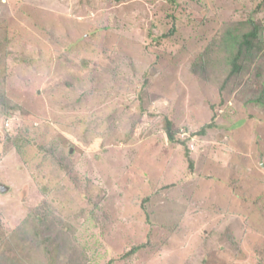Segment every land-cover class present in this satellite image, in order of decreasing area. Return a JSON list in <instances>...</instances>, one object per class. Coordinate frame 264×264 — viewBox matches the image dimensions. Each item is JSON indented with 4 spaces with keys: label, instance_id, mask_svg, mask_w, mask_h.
I'll return each mask as SVG.
<instances>
[{
    "label": "rangeland",
    "instance_id": "rangeland-1",
    "mask_svg": "<svg viewBox=\"0 0 264 264\" xmlns=\"http://www.w3.org/2000/svg\"><path fill=\"white\" fill-rule=\"evenodd\" d=\"M263 79L264 0H0V247L59 219L83 264H264Z\"/></svg>",
    "mask_w": 264,
    "mask_h": 264
},
{
    "label": "trees",
    "instance_id": "trees-1",
    "mask_svg": "<svg viewBox=\"0 0 264 264\" xmlns=\"http://www.w3.org/2000/svg\"><path fill=\"white\" fill-rule=\"evenodd\" d=\"M250 23L253 25L249 28V30L242 32L240 35H235L233 31L229 30L227 36L222 38V41H224L225 46H231L229 52L227 49H224V51L227 53V56L225 53V59L223 60V62L229 63L228 76L234 74H237L238 76H243V72H245L243 70L247 67V65L241 63L242 59H245V61L247 62V58H249V56H253L254 54L252 52V49L256 45L255 40L260 39L261 41L262 39L259 38V31L262 28L261 25L254 21H251ZM218 50L219 49H216L215 52ZM262 86L263 89L260 93H263L264 91V79L262 81ZM262 98L263 94H259L256 97H253V99H256L258 101H260ZM172 126L173 122L170 119H167L166 128L168 138L169 140L175 142L178 141L185 146L186 156L189 160V168L193 169L194 163L193 159L189 155L190 151L185 145L186 141L184 139H180L172 132ZM206 126H204V129ZM39 219L42 221L40 223H45L46 217H40ZM58 224L59 225L57 226L53 225L52 229L45 228L47 236L43 240L45 241L47 247L43 248L45 256L44 259H40V263L33 259V252L30 250L31 252L27 254V251H24V249L19 245V242L16 241V238L12 235L13 238L4 237L6 240H2L5 248L0 247V264H83L84 261H86L87 259L86 251L83 249V247L80 246L73 247L74 245L72 244L71 240L73 239V237L72 234H70V223L58 219ZM35 229V231L38 230L37 227ZM2 231L3 230H1L0 233ZM35 238L36 236H34V234L32 235L31 233H27L24 236L23 241L29 243L30 240H34ZM36 241H38V237L36 238ZM50 243L53 244V247L49 246ZM137 248V245L133 246L127 254L134 252ZM30 249H32V246H30Z\"/></svg>",
    "mask_w": 264,
    "mask_h": 264
}]
</instances>
